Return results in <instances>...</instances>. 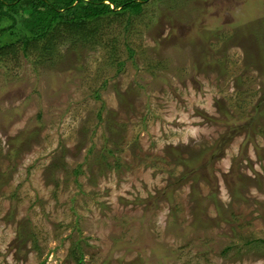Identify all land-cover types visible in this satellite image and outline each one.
I'll use <instances>...</instances> for the list:
<instances>
[{
	"label": "rangeland",
	"instance_id": "obj_1",
	"mask_svg": "<svg viewBox=\"0 0 264 264\" xmlns=\"http://www.w3.org/2000/svg\"><path fill=\"white\" fill-rule=\"evenodd\" d=\"M93 27L0 56V264H264V0Z\"/></svg>",
	"mask_w": 264,
	"mask_h": 264
},
{
	"label": "trees",
	"instance_id": "obj_2",
	"mask_svg": "<svg viewBox=\"0 0 264 264\" xmlns=\"http://www.w3.org/2000/svg\"><path fill=\"white\" fill-rule=\"evenodd\" d=\"M147 1L0 0V56H4L8 46L18 39L25 45L43 41L44 49L52 53L56 47L53 39L57 38L60 26H68L74 36L77 32L86 39L87 35L95 33L94 27L86 30L89 23L126 14L137 15Z\"/></svg>",
	"mask_w": 264,
	"mask_h": 264
}]
</instances>
